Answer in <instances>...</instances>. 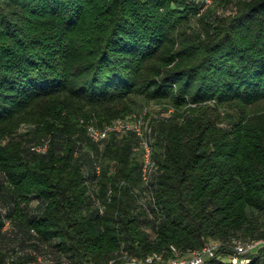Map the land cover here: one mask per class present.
Masks as SVG:
<instances>
[{
	"label": "trees",
	"instance_id": "16d2710c",
	"mask_svg": "<svg viewBox=\"0 0 264 264\" xmlns=\"http://www.w3.org/2000/svg\"><path fill=\"white\" fill-rule=\"evenodd\" d=\"M206 1L0 0V264H264V0ZM152 104L145 183L133 131H86Z\"/></svg>",
	"mask_w": 264,
	"mask_h": 264
},
{
	"label": "built area",
	"instance_id": "2783aa9c",
	"mask_svg": "<svg viewBox=\"0 0 264 264\" xmlns=\"http://www.w3.org/2000/svg\"><path fill=\"white\" fill-rule=\"evenodd\" d=\"M210 1V0H207ZM206 1V2H207ZM132 117H128L131 119ZM126 119V118H124ZM118 119L113 125L107 127L105 130L98 131L95 130L91 126H87V135L89 138L94 141H98L101 138H104L108 131L121 132V131H133L139 137V147L141 151V180L143 182H148L151 178V174L153 171V159L151 157L152 148L151 141L149 140V136L143 133V130L146 129V125L142 124L140 121H136L135 118H132L131 121ZM139 120V119H138ZM147 130V129H146ZM41 148H36V150H40ZM98 172V169H97ZM99 204V203H98ZM97 204V205H98ZM99 212H102V206H99ZM9 222L6 221L3 230L8 227ZM263 244L262 241L249 242L246 244L240 243L239 241L233 242V248L236 252L235 256L232 257V262H237L236 256H242L246 253L252 252L254 249H258ZM218 247V243L212 242L205 247H203L200 251H192L187 253L184 256H179L174 247L170 246V256L164 258L162 254L153 253L147 255L145 257H136L128 254L127 252L120 251L119 258L122 264H204L205 260L211 258L214 255L215 250ZM113 261H109V264H112ZM240 264L246 263V260H239ZM29 264H54V262L50 258L43 257L41 255H35L34 259Z\"/></svg>",
	"mask_w": 264,
	"mask_h": 264
},
{
	"label": "rangeland",
	"instance_id": "374dc122",
	"mask_svg": "<svg viewBox=\"0 0 264 264\" xmlns=\"http://www.w3.org/2000/svg\"><path fill=\"white\" fill-rule=\"evenodd\" d=\"M210 2H211V0L207 1V3H210ZM214 8L218 13L222 14L223 17H227V16L233 14L235 11L234 5H232V4L231 5L229 4V6L223 10L221 8H218L217 6H214ZM158 112H160L159 108L157 106H155L154 104H152L151 106H148L144 111H142L140 113L134 112L133 114H131V115L128 114L127 116L135 118L136 121H140L145 126V125H147V123H149V121L152 117L158 116V114H159ZM128 117L126 119L131 121L132 118L128 119ZM126 119H124V120H126ZM256 250L254 249L252 251V253L256 252Z\"/></svg>",
	"mask_w": 264,
	"mask_h": 264
}]
</instances>
